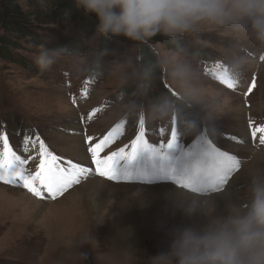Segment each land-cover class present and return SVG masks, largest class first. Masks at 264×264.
I'll return each mask as SVG.
<instances>
[{
	"label": "rangeland",
	"instance_id": "obj_1",
	"mask_svg": "<svg viewBox=\"0 0 264 264\" xmlns=\"http://www.w3.org/2000/svg\"><path fill=\"white\" fill-rule=\"evenodd\" d=\"M14 1L28 22L7 17L0 0V133L19 155L35 156L28 167L35 169L40 157L38 144L24 151L26 136L39 135L65 168L71 160L86 170L96 166L88 137L95 145L121 122L123 134L99 158L130 146L141 120L153 147L120 162L118 174L127 179L86 171L55 199L42 200L0 181L5 190L0 264H153L179 230L204 222L198 210L188 212L190 207L210 199L216 214L225 215L232 200L247 202L251 174L264 171V144L259 133L255 140L249 133V120L264 125V47L250 33L200 24L182 36L161 33L139 42L98 34L91 22L95 16L77 5L63 9L59 0ZM48 2L59 6L56 24L45 21ZM41 45L63 50L45 72L34 63ZM143 48L156 55L163 74L156 77L141 65ZM220 81L238 87L228 89ZM160 105H166L163 111H157ZM173 128L177 143L160 150ZM209 142L240 166L221 193L203 195L206 191L191 184L201 193L189 191L174 179L199 163ZM97 179L112 186L103 204L89 213L78 195Z\"/></svg>",
	"mask_w": 264,
	"mask_h": 264
},
{
	"label": "clouds",
	"instance_id": "obj_2",
	"mask_svg": "<svg viewBox=\"0 0 264 264\" xmlns=\"http://www.w3.org/2000/svg\"><path fill=\"white\" fill-rule=\"evenodd\" d=\"M76 4L84 14L96 17L97 33L106 37L144 42L162 33L175 38L206 24L250 33L264 47V0H76ZM62 52L41 45L34 63L41 72L48 71ZM210 182L202 176L188 181L201 191ZM215 209L210 199L190 207L188 212L198 210L204 222L179 230L169 250L153 257V264H264V171L251 174L246 203L232 200L225 215Z\"/></svg>",
	"mask_w": 264,
	"mask_h": 264
},
{
	"label": "snow or ice",
	"instance_id": "obj_3",
	"mask_svg": "<svg viewBox=\"0 0 264 264\" xmlns=\"http://www.w3.org/2000/svg\"><path fill=\"white\" fill-rule=\"evenodd\" d=\"M220 82L228 89L235 90L238 87L237 82ZM253 87H255V80L252 81L248 88L249 93ZM139 125L140 131L130 146L125 145L104 158H99V152L115 142L123 134V122L117 124L95 145L90 144L92 137H88V141H86L89 144L87 151L92 154L93 161L96 164V171L99 175L114 181L127 179L118 174L120 162L125 159H134L141 151L153 147L146 138L142 120ZM249 133L253 140L256 139L259 133V142L264 144V125L256 126L254 121L249 120ZM163 134L162 131L161 135L163 136ZM232 139L235 140V137H232ZM30 143L33 147L37 144L39 147L38 155L40 160L36 164L35 169L28 167L29 162L35 160V156L24 157L19 155L9 145L7 134L0 133V144L3 146V150L0 151V181L27 189L28 192L42 200L55 199L57 196L62 195L72 184L79 183L86 171H91L80 167L78 164H73L71 160L67 161L69 167L65 168L60 162V158L48 150L47 145L40 139L39 135L34 139L27 136L24 138L25 152L29 151L28 145ZM176 143L177 133L175 128H173L171 138L167 143L161 140L159 149H171ZM129 147L130 151H126ZM196 158V156L192 157L194 161ZM239 166V161L233 155L218 149L209 142L205 148L204 162L195 163L183 175L176 177L174 180L183 187L192 177L202 176L211 181L209 187H214L219 192L228 184L229 177L238 170Z\"/></svg>",
	"mask_w": 264,
	"mask_h": 264
},
{
	"label": "trees",
	"instance_id": "obj_4",
	"mask_svg": "<svg viewBox=\"0 0 264 264\" xmlns=\"http://www.w3.org/2000/svg\"><path fill=\"white\" fill-rule=\"evenodd\" d=\"M1 2H2V9L8 15L7 17H10L12 20H14L17 23H20V22L27 23L28 22L26 20V14L24 10L17 3H15L14 0H1ZM61 2L63 4V9L64 8L70 9L72 6L77 5L76 0H59V3ZM48 3L49 4L47 5L50 6L51 9H50V12L47 13V17L45 21L51 22L52 24H56L58 22V17H59L57 16L58 13L55 12V9H57L55 6L57 5L55 2H48ZM91 22L97 23L96 17L92 18ZM141 65L146 67L150 71V73H153L152 75H155L156 77L159 76L160 73L163 74L159 67V63H158L156 55L153 52L149 51L148 48H143L142 50Z\"/></svg>",
	"mask_w": 264,
	"mask_h": 264
},
{
	"label": "bare ground",
	"instance_id": "obj_5",
	"mask_svg": "<svg viewBox=\"0 0 264 264\" xmlns=\"http://www.w3.org/2000/svg\"><path fill=\"white\" fill-rule=\"evenodd\" d=\"M73 129V128H70ZM64 141V140H63ZM78 142V141H77ZM76 142V143H77ZM81 146V145H80ZM77 148V147H76ZM75 148V149H76ZM78 149H81L78 148ZM83 158V157H81ZM84 164V163H83ZM85 165V164H84ZM82 166V165H79ZM155 174V173H153ZM153 176V175H152ZM107 186H110L107 182H101L98 179L97 180H89V182L86 184V186L84 188L81 189V194L78 195L82 200V202H84V205L86 204L87 206V210L89 213L94 212L95 210H97V208H99L102 204H103V199L104 197L107 195ZM112 186V185H111ZM110 186V187H111ZM116 187V186H115ZM209 188V189H208ZM204 190H210L211 187H208ZM4 187L0 186V194L4 195L5 190H3ZM113 190V189H112ZM79 191V190H78ZM213 192V194H218L221 192H217L216 190L211 191L209 194H211ZM75 193V192H74ZM207 194V195H209ZM25 197V196H24ZM78 197V198H79ZM210 197V196H209ZM225 195L223 196H217L214 199L218 200V199H224ZM27 199V198H26ZM2 200V197H1ZM29 200V199H28ZM23 201V200H22ZM27 203V202H26ZM29 203V202H28ZM30 204V203H29ZM23 205V204H22ZM30 207V206H29Z\"/></svg>",
	"mask_w": 264,
	"mask_h": 264
}]
</instances>
